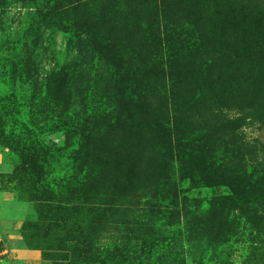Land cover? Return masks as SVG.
Here are the masks:
<instances>
[{"label":"rangeland","instance_id":"rangeland-1","mask_svg":"<svg viewBox=\"0 0 264 264\" xmlns=\"http://www.w3.org/2000/svg\"><path fill=\"white\" fill-rule=\"evenodd\" d=\"M0 264H264V0H0Z\"/></svg>","mask_w":264,"mask_h":264},{"label":"trees","instance_id":"trees-1","mask_svg":"<svg viewBox=\"0 0 264 264\" xmlns=\"http://www.w3.org/2000/svg\"><path fill=\"white\" fill-rule=\"evenodd\" d=\"M100 37H101L100 34H98L96 32H93L92 30L91 31H87L85 36H83L82 39L80 40V43L82 45L83 44H85V45L86 44L87 45L92 44V45H94L96 47V49L100 50V48L102 47V44H103L102 37L101 38ZM105 56H109V55L107 53H105ZM107 58H109V57H107ZM118 64H120V62H118ZM118 64H117V70H118V72H120V70L118 68ZM123 75H124V73H123ZM131 75H134L132 71H131V73L126 72V75H124L123 77L127 76V79H128V77L129 76L131 77ZM130 77H129V80L131 79ZM139 77H140V75L138 76L137 69L135 68V78L138 79ZM126 83H125V81L122 82V80L120 79V81H119V83L117 85H119L121 87L123 85V89H126V86H125ZM120 88H118L117 91L120 90ZM123 101L124 102H122V104L124 105L126 101L125 100H123ZM134 106H135V104H134ZM143 120H144L143 123L148 122L149 124H142L143 126L140 129L136 130L135 133L139 134V138L140 139H139L138 142H136L135 146L137 147L139 145L138 147H140V145H142V144H144V143H146L148 141L149 138H146L144 136V133H148V132L144 128H147L149 130L152 129L151 131L155 135V139H156V146L154 147V150L156 152H158V151L161 152L164 149L162 152L165 151L166 153H168L169 150H168V144H167V137L165 135V131L163 129L162 124H154V122H152L151 120L146 119V118L143 119ZM123 121H124V119H123ZM116 123L117 124L121 123L120 124V129H123V127L125 125L124 124L125 122H122V121L119 122V119H118V122H116ZM152 125H155V127L152 126ZM115 129L120 130L117 127H115ZM234 129H236V128H232L231 131L229 132V137H230V134H232L234 132ZM230 139H231L232 142L228 143V144H226L224 146L225 150L222 148L223 151H224L222 153H226L227 155L231 156L232 158H233V156H237V157L241 158L243 153L241 152L240 146L237 144V141H235L237 139V136H231ZM160 163L162 164L163 160ZM207 173H208V170H207ZM211 174L212 175H210L208 173V176H209L208 180H216V181L219 180L216 177L215 174H213L212 172H211ZM176 176H177L176 180L172 179L170 177V173L167 172L163 176H158L157 177L158 180H157V184H156V191L159 192V197L162 200L166 201V202L174 201V198L176 197L177 190H178L177 182H179V181L184 179V177L182 176V172L181 171L177 172ZM227 217L224 216L222 213H220L218 217H214L213 218V222H212V226H210V230H211V232H213L219 238H221L220 236L225 234V232L230 231V229H232L234 227L233 226L231 228L229 226L232 223L233 220H229V218H227Z\"/></svg>","mask_w":264,"mask_h":264}]
</instances>
